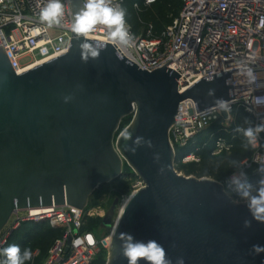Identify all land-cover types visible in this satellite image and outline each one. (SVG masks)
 Returning a JSON list of instances; mask_svg holds the SVG:
<instances>
[{
  "label": "water",
  "instance_id": "95a60500",
  "mask_svg": "<svg viewBox=\"0 0 264 264\" xmlns=\"http://www.w3.org/2000/svg\"><path fill=\"white\" fill-rule=\"evenodd\" d=\"M80 5L70 0L72 14ZM81 42L71 33L67 53L20 75L0 48V234L19 211L86 210L101 186L123 175L125 161L143 187L117 215L115 200L102 220L112 230L107 264H127L121 232L161 243L173 264L178 257L184 264H264V253L251 252L264 246V224L243 204H232L218 182L178 174L169 142L181 102L191 100L199 113L214 98L234 99L230 71L179 93L180 76L165 67L171 61L142 71L107 44L98 59L84 63ZM210 88L215 97L207 95ZM129 115L133 121L114 146Z\"/></svg>",
  "mask_w": 264,
  "mask_h": 264
},
{
  "label": "built area",
  "instance_id": "2783aa9c",
  "mask_svg": "<svg viewBox=\"0 0 264 264\" xmlns=\"http://www.w3.org/2000/svg\"><path fill=\"white\" fill-rule=\"evenodd\" d=\"M154 1L144 0V3L151 5ZM63 2V26L49 28L39 22L37 15L44 0H0V48L4 49L16 75L68 52L72 11L70 0ZM119 2L124 7V0ZM180 2L177 16L158 36H154L151 25L146 27L144 34L137 35L127 22L136 37L134 47L127 51L118 52L108 43L102 27L88 37L110 44L121 58L142 71L153 72L171 61L165 67L180 76L177 80L179 93L203 77L230 71L234 95L230 100V113H214L216 119L206 118L196 113L191 100L180 103L169 132L175 156L174 169L177 165L197 163L205 149H211L214 155L230 151L238 137L235 129L240 114L251 118L253 124L264 122V107L256 108L251 103L252 96L262 95L264 91L250 92L244 77L232 70L237 63L245 62L264 79V0ZM246 93L249 94L246 96ZM248 107L253 111H246ZM249 148L250 155L241 161L250 164L245 170L255 183L260 178L257 161H264V133H260L256 145ZM224 180L219 182L221 187ZM142 187L143 182L138 178L132 193ZM129 196H121L120 208ZM88 212L67 205L16 212L0 234V248L6 247L11 234L22 225L47 224L61 230V236L53 241L41 264H93L101 254L107 256L112 230L92 240L84 234L86 221L92 218ZM37 256L38 251H34L32 257ZM3 259L0 256V260Z\"/></svg>",
  "mask_w": 264,
  "mask_h": 264
},
{
  "label": "clouds",
  "instance_id": "9594fccd",
  "mask_svg": "<svg viewBox=\"0 0 264 264\" xmlns=\"http://www.w3.org/2000/svg\"><path fill=\"white\" fill-rule=\"evenodd\" d=\"M37 15L39 22L49 28L63 26L65 4L63 0H44L43 5L38 7ZM126 16L127 9L122 6L119 0H81L80 7L72 14L70 31L78 41L83 38V42L79 44L82 62L87 63L90 59H98L101 52L107 47V43L104 41L88 39L89 35L95 32L98 27L104 29L107 42L115 46L118 52L127 51L134 47L136 37L131 31V26L127 23ZM232 70L237 75L244 77L247 85L250 86V92L264 91V79H261L250 64L240 62ZM225 83H230V81H225ZM215 92L214 88H210L207 95L215 97ZM248 94L246 93V96ZM72 98L70 95L63 97L65 103ZM231 103L232 101L222 97L214 98L212 105L205 107L200 115L216 119L214 113H230L232 111ZM251 103L256 108L264 107V94L252 96ZM246 111L252 112L253 108L248 107ZM235 131L242 134L244 138L243 147L247 150L249 147L255 146L259 134L264 133V122L253 124L246 117L243 125H238ZM136 143H140L139 138ZM149 146H151L150 142ZM155 159L159 161L160 156L157 155ZM257 164V172L260 178L253 183L245 170L250 164L237 158L230 159L228 165L234 171L223 181L222 187L224 195L232 204H243L253 220L264 224V161H257ZM160 171H163V167ZM243 226L250 228L252 221L245 219ZM119 239L122 242V256L127 260V264H140L141 261L146 262V264H173L166 249L156 240L135 241L132 235L124 232L119 233ZM251 252L253 254L264 253V246L253 245ZM32 255L31 249L22 250L18 244H10L0 248V256L4 257L3 260H0V264H25L26 261L32 259ZM175 264H184L183 257H178Z\"/></svg>",
  "mask_w": 264,
  "mask_h": 264
},
{
  "label": "rangeland",
  "instance_id": "374dc122",
  "mask_svg": "<svg viewBox=\"0 0 264 264\" xmlns=\"http://www.w3.org/2000/svg\"><path fill=\"white\" fill-rule=\"evenodd\" d=\"M132 5H133L132 8L135 10V14L137 16V24L139 25L135 33L137 35L144 34L145 29L147 27L145 25L146 24L153 25V22L152 20L149 19L148 23L145 24L143 19H141L142 18L141 16L145 13L152 15L156 18L158 16V5L155 1L151 5L143 4L141 7L138 5L137 7H135L134 4ZM132 121H133V115H129L121 120L118 130L114 135V146L116 145V141L119 138L120 134L131 124ZM238 123L239 125H243V120L241 119L240 121L238 120L237 124ZM237 139L238 140L236 141V143H234L233 148L230 151L223 152L219 155L212 154L211 149H205L200 153V158L197 163H191L188 165H177L175 167L177 173L185 177H192L195 179H208L218 183L221 182L234 171V169H232L228 165L229 160L232 158L238 159L246 150L243 147L244 138L242 134ZM137 181H138V177L135 175V173L132 171L129 165L125 161H123V175L116 181L101 186L95 192V194L92 197H90L86 209L87 211H89V214L92 211H96V213L94 216L89 215L92 218L87 219L84 227V234L89 236L94 241L105 236L108 233V231H110V229L105 228L102 224V220L106 212L112 206L113 202L115 200H118L119 206L117 207L116 210V215H117L121 205L120 202L121 196H117L115 194L116 187L119 184L124 185L129 190V193L128 194L125 193L126 195L124 194L123 196H129L131 195L133 191V187ZM125 201L122 203V205L125 203ZM101 213H103L102 216H100ZM116 215L113 221H115ZM24 233L27 234L30 233L29 236L30 240L28 241L27 244L20 243L21 242L20 238ZM10 244H18L22 250L25 248H29L32 250V253L35 250L40 251V253H38L39 254L38 258L32 257V259L26 261L25 264H34L43 258V254L41 253L40 247L38 246V241L34 239L33 232L31 233L30 230L26 229V232L25 230L19 231L17 234H15L13 241ZM107 261L108 258L106 255L99 256L95 260V264H107Z\"/></svg>",
  "mask_w": 264,
  "mask_h": 264
},
{
  "label": "trees",
  "instance_id": "16d2710c",
  "mask_svg": "<svg viewBox=\"0 0 264 264\" xmlns=\"http://www.w3.org/2000/svg\"><path fill=\"white\" fill-rule=\"evenodd\" d=\"M155 2L158 5V16L155 18L152 15L144 13L141 16L142 17L141 19H143L145 24L148 23L149 19L152 20L153 25L152 24H146L145 26L151 25L153 28L154 36H158L159 34H161V32H163V30L166 28V26H168L172 22V20L177 16V14L181 8V2H180V0H155ZM132 4H134L135 7H137V5L141 7L145 3H144V0H124V7L127 9L126 20L132 26V29L135 33L137 31V28L139 25L137 24V16L135 14V10L132 8V6H133ZM246 117L247 116L240 114L241 120L244 121V119ZM247 118H249V117H247ZM249 119L251 120V118H249ZM240 135L241 134L238 133L237 138H239ZM237 140L238 139H236V141ZM236 141H235V143H236ZM250 153H251V150H250V148H248L247 150L244 151V153L238 159L242 160V159L248 157L250 155ZM125 193L128 194L129 190L124 185L119 184L116 187L115 194L117 196H123ZM30 226L33 228H31ZM26 229L30 230L31 233L33 232V237H34V239H36L38 241V246L40 247L41 253L43 254V258L34 264H41L43 262V260L45 259L47 251H48L49 247L51 246V244L53 243V241L61 236V230L51 228L47 224L22 225L17 231H15L11 234L6 247L9 246V244L13 241L15 234H17L21 230H25V232H26ZM29 236H30V233L22 234V236L20 238V241H21L20 243L27 244L28 241L30 240ZM35 251H38V253H40L39 250H35ZM104 255H105V253L101 254L100 256H104ZM38 257H39V254H38L37 258ZM93 264H95V261L93 262Z\"/></svg>",
  "mask_w": 264,
  "mask_h": 264
},
{
  "label": "bare ground",
  "instance_id": "6f19581e",
  "mask_svg": "<svg viewBox=\"0 0 264 264\" xmlns=\"http://www.w3.org/2000/svg\"><path fill=\"white\" fill-rule=\"evenodd\" d=\"M127 200H128V199H127ZM127 200L125 201V203L127 202ZM125 203H124V204H125ZM124 204H123V205H124ZM123 205H122V207H123ZM122 207H121V208H122ZM121 208L119 209V211L121 210ZM119 211H118V213H119ZM95 213H96V211H92V212H90V214H89V212H88V215L94 216ZM102 214H103V213H101L100 216H102Z\"/></svg>",
  "mask_w": 264,
  "mask_h": 264
}]
</instances>
